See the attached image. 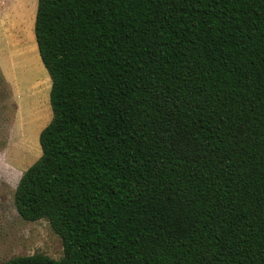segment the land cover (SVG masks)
<instances>
[{
    "label": "trees",
    "instance_id": "1",
    "mask_svg": "<svg viewBox=\"0 0 264 264\" xmlns=\"http://www.w3.org/2000/svg\"><path fill=\"white\" fill-rule=\"evenodd\" d=\"M52 86L15 205L60 259L264 264V0H38Z\"/></svg>",
    "mask_w": 264,
    "mask_h": 264
},
{
    "label": "rangeland",
    "instance_id": "2",
    "mask_svg": "<svg viewBox=\"0 0 264 264\" xmlns=\"http://www.w3.org/2000/svg\"><path fill=\"white\" fill-rule=\"evenodd\" d=\"M38 0H0V264L18 256L64 255L49 219L25 220L15 205L23 173L42 155L52 120V79L35 38Z\"/></svg>",
    "mask_w": 264,
    "mask_h": 264
}]
</instances>
